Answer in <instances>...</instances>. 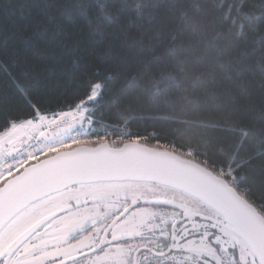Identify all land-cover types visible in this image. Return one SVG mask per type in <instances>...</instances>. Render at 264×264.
<instances>
[{
	"label": "snow or ice",
	"instance_id": "obj_1",
	"mask_svg": "<svg viewBox=\"0 0 264 264\" xmlns=\"http://www.w3.org/2000/svg\"><path fill=\"white\" fill-rule=\"evenodd\" d=\"M0 34V264H264V0H0Z\"/></svg>",
	"mask_w": 264,
	"mask_h": 264
},
{
	"label": "trees",
	"instance_id": "obj_2",
	"mask_svg": "<svg viewBox=\"0 0 264 264\" xmlns=\"http://www.w3.org/2000/svg\"><path fill=\"white\" fill-rule=\"evenodd\" d=\"M3 41H4V35L3 34H0V53H2L5 50V48H6V46L3 43ZM11 43H12V40H11V38H9V44L7 45V47L10 48ZM22 46L23 45H21V47ZM38 87H40V86H38ZM0 90L8 91V93L10 95L11 94V91H12V86L10 84L5 83L3 81V79L0 78ZM45 98H47V97H45ZM17 103H21L18 98H17ZM21 106H22V103H21ZM133 130H136L135 125L133 126ZM140 130L142 131L143 128H141ZM149 130H151V129H149Z\"/></svg>",
	"mask_w": 264,
	"mask_h": 264
}]
</instances>
